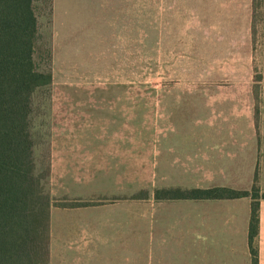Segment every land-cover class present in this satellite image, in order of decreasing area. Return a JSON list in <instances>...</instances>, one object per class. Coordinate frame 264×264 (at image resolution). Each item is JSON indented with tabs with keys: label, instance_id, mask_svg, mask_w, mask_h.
Returning a JSON list of instances; mask_svg holds the SVG:
<instances>
[{
	"label": "rangeland",
	"instance_id": "1",
	"mask_svg": "<svg viewBox=\"0 0 264 264\" xmlns=\"http://www.w3.org/2000/svg\"><path fill=\"white\" fill-rule=\"evenodd\" d=\"M34 8L35 61L52 74V84L32 98L39 171L47 168L52 139H65L75 126L106 151L107 167L116 166L106 182L112 193L68 204L51 196L54 205L136 201L138 264H146L148 223L158 219V205L231 200L168 199L172 191L221 187L264 196V157L250 156L264 128V51H151L139 44L69 52L53 42L52 0H35ZM243 199L233 203L250 207L252 198Z\"/></svg>",
	"mask_w": 264,
	"mask_h": 264
},
{
	"label": "crops",
	"instance_id": "2",
	"mask_svg": "<svg viewBox=\"0 0 264 264\" xmlns=\"http://www.w3.org/2000/svg\"><path fill=\"white\" fill-rule=\"evenodd\" d=\"M52 2L53 42L69 52L132 51L139 44L151 51H264V0ZM87 133L75 126L65 139L51 141L55 202L86 203L112 193L106 182L116 166L107 167L106 151ZM257 136L251 142L255 159L264 157L263 127ZM243 200L158 205V219L148 223L146 264H252L251 206L233 203ZM109 201L52 206L48 264H138L137 203ZM254 247L258 264H264V199Z\"/></svg>",
	"mask_w": 264,
	"mask_h": 264
},
{
	"label": "trees",
	"instance_id": "3",
	"mask_svg": "<svg viewBox=\"0 0 264 264\" xmlns=\"http://www.w3.org/2000/svg\"><path fill=\"white\" fill-rule=\"evenodd\" d=\"M35 0H0V264H48L50 217L54 205L47 168L39 171L33 132L34 93L52 84L51 72L35 61L39 42ZM168 199L215 200L250 196L249 244L259 229L258 192L227 188L172 191Z\"/></svg>",
	"mask_w": 264,
	"mask_h": 264
}]
</instances>
